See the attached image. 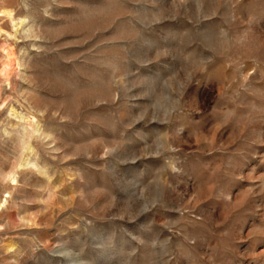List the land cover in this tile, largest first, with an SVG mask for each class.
I'll return each instance as SVG.
<instances>
[{"label":"rangeland","instance_id":"obj_1","mask_svg":"<svg viewBox=\"0 0 264 264\" xmlns=\"http://www.w3.org/2000/svg\"><path fill=\"white\" fill-rule=\"evenodd\" d=\"M0 264H264V0H0Z\"/></svg>","mask_w":264,"mask_h":264},{"label":"bare ground","instance_id":"obj_2","mask_svg":"<svg viewBox=\"0 0 264 264\" xmlns=\"http://www.w3.org/2000/svg\"><path fill=\"white\" fill-rule=\"evenodd\" d=\"M2 51L5 53L6 57L10 60H12L11 58H13L14 54H16V53H14L13 49L11 47H8V46H3Z\"/></svg>","mask_w":264,"mask_h":264}]
</instances>
